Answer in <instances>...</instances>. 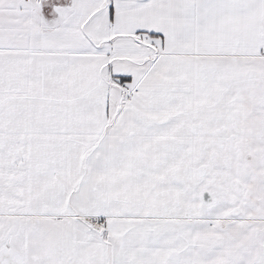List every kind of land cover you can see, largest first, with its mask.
I'll list each match as a JSON object with an SVG mask.
<instances>
[{
    "label": "snow or ice",
    "instance_id": "obj_1",
    "mask_svg": "<svg viewBox=\"0 0 264 264\" xmlns=\"http://www.w3.org/2000/svg\"><path fill=\"white\" fill-rule=\"evenodd\" d=\"M0 264H264V0H0Z\"/></svg>",
    "mask_w": 264,
    "mask_h": 264
}]
</instances>
